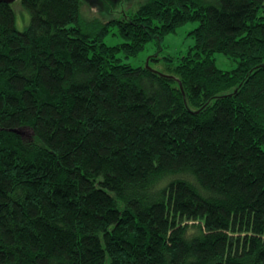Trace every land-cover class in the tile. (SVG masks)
I'll use <instances>...</instances> for the list:
<instances>
[{"label":"trees","instance_id":"1","mask_svg":"<svg viewBox=\"0 0 264 264\" xmlns=\"http://www.w3.org/2000/svg\"><path fill=\"white\" fill-rule=\"evenodd\" d=\"M122 1L0 0V264H264V0Z\"/></svg>","mask_w":264,"mask_h":264},{"label":"rangeland","instance_id":"2","mask_svg":"<svg viewBox=\"0 0 264 264\" xmlns=\"http://www.w3.org/2000/svg\"><path fill=\"white\" fill-rule=\"evenodd\" d=\"M141 1L142 0H123L122 2H118L115 9L112 11L114 13L102 12L100 8L98 9V6L86 5L83 2L84 5L81 6L80 14L81 18L84 20H90L92 18H99L100 20L117 18L120 17L124 11L130 12V8H132L131 11L135 10L138 3ZM27 23L28 14L27 20L24 23H16V28L21 30ZM196 25L197 22H187L180 26L175 33L164 36L161 41L158 42L154 40L149 42L137 55L129 57H121L119 55V58H121L123 63L131 66H148L155 71L165 72V63H167L166 57L174 58L184 54L189 46L193 44V39L188 36V32L195 28ZM103 42L112 46L122 42V39L116 34L114 27H111L109 33L103 38ZM214 59L216 66L222 70H232L236 65L235 62L229 60L220 53L214 54ZM25 135L28 136L29 132L25 131Z\"/></svg>","mask_w":264,"mask_h":264},{"label":"water","instance_id":"3","mask_svg":"<svg viewBox=\"0 0 264 264\" xmlns=\"http://www.w3.org/2000/svg\"><path fill=\"white\" fill-rule=\"evenodd\" d=\"M8 2H12L13 0H7Z\"/></svg>","mask_w":264,"mask_h":264}]
</instances>
